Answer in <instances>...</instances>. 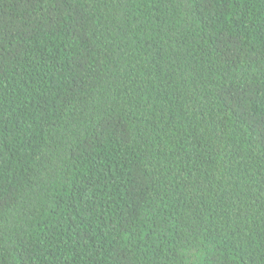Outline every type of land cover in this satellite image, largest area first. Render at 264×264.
Returning a JSON list of instances; mask_svg holds the SVG:
<instances>
[{
    "label": "trees",
    "instance_id": "trees-1",
    "mask_svg": "<svg viewBox=\"0 0 264 264\" xmlns=\"http://www.w3.org/2000/svg\"><path fill=\"white\" fill-rule=\"evenodd\" d=\"M0 264H264V0H0Z\"/></svg>",
    "mask_w": 264,
    "mask_h": 264
}]
</instances>
